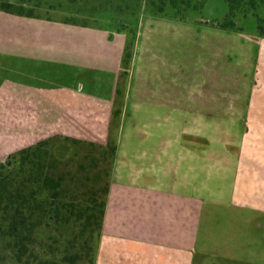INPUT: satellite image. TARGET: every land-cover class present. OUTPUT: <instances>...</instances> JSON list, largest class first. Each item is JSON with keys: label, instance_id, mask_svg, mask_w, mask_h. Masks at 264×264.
<instances>
[{"label": "crops", "instance_id": "obj_1", "mask_svg": "<svg viewBox=\"0 0 264 264\" xmlns=\"http://www.w3.org/2000/svg\"><path fill=\"white\" fill-rule=\"evenodd\" d=\"M57 25L9 57L0 39V159L109 139L126 36ZM136 32L94 264L236 262L220 250L264 225V36L147 13Z\"/></svg>", "mask_w": 264, "mask_h": 264}, {"label": "trees", "instance_id": "obj_2", "mask_svg": "<svg viewBox=\"0 0 264 264\" xmlns=\"http://www.w3.org/2000/svg\"><path fill=\"white\" fill-rule=\"evenodd\" d=\"M44 1L0 0V11L80 26H91L89 17L107 8L187 21L210 0H66L70 14L60 19L43 12ZM222 1L226 14L205 25L241 31L237 21L251 15L264 36V0ZM136 35L124 46L105 144L56 134L0 160V264H94Z\"/></svg>", "mask_w": 264, "mask_h": 264}, {"label": "rangeland", "instance_id": "obj_3", "mask_svg": "<svg viewBox=\"0 0 264 264\" xmlns=\"http://www.w3.org/2000/svg\"><path fill=\"white\" fill-rule=\"evenodd\" d=\"M44 2H46V4L43 5V12L53 15L54 18L60 19L62 18V16H65V14H70L67 9L70 5H68V2L66 0H60V3H58L57 0H45ZM31 3L33 4L34 0H31ZM227 8V4L222 0H210L203 7V9L188 13L187 21L199 24H206L208 22L210 23L214 18H222L226 14ZM144 11L146 10L142 9V11L140 12L130 14L116 12L113 10V8L98 10L95 11L91 17H89V23L91 24L90 27L102 28L111 33H123L126 36V41L128 39L131 40L134 36V31H137L138 20L140 19L142 14L147 13ZM43 22L46 21L44 19L20 17L0 11V39L3 40V54H5L6 57H9V55L11 54L9 52L12 44L11 40L58 37L60 31L57 27V22L50 21V23L48 24L51 25H48L46 28H43V26H45L43 25ZM237 24L242 26L243 30L247 32L251 31L253 28H256V20L251 15H248L245 18H241L240 21H237ZM125 79H127L126 76ZM125 86L126 83L124 84V87ZM9 112L10 111L3 112L4 125L6 124V121L8 123L10 121ZM6 113L8 115H6ZM243 235L245 236L243 244L237 248L233 246V251L237 253L235 254V256L233 254L226 255V248L220 250V252H222V255H225V258L226 256H228V258L230 257L231 260L236 261L233 263L230 262L231 264H241V256H243L242 263H264V256L263 258L261 256V253H264V247H261V245H264V225L261 227L257 224L256 227L255 225H253L250 233L245 228ZM245 238L248 239L246 240ZM226 239H228V237H223L222 239L223 247L225 246L224 244L226 242ZM252 258L253 260H251ZM258 258H260V261L256 262Z\"/></svg>", "mask_w": 264, "mask_h": 264}]
</instances>
